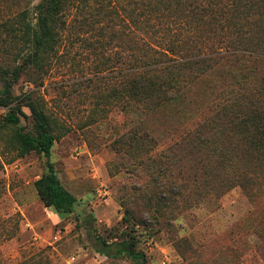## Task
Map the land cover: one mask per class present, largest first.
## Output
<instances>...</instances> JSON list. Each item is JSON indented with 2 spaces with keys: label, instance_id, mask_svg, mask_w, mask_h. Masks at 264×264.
<instances>
[{
  "label": "rangeland",
  "instance_id": "1",
  "mask_svg": "<svg viewBox=\"0 0 264 264\" xmlns=\"http://www.w3.org/2000/svg\"><path fill=\"white\" fill-rule=\"evenodd\" d=\"M38 2L0 0V24ZM80 24L73 10L41 85L35 87L23 76L14 89V96L34 92L44 99L48 115L63 128L50 161L79 207L68 218L46 208L34 184L47 171V158L35 152L18 157L6 142L10 132L0 130V264H137L98 253L83 223L86 215L93 216L89 228L104 240L121 242L128 234L135 238L146 264H264V189L253 199L238 189L225 194L228 189L218 187L219 176L209 169L215 159L190 143L229 91L259 88L264 61L251 62L257 76L239 82L236 75L250 66L244 68L236 57L224 59L190 87L187 117L166 110L139 118L123 112L111 97L120 87L121 69L130 70L129 64L120 66L122 58L128 61L132 55L130 44L101 34L100 26ZM7 36L0 30V67L6 64L1 53L9 48ZM3 87L0 82V95ZM7 111L0 107V121ZM21 120L31 128L30 119ZM139 120L157 139L149 158L115 149V140ZM170 187L176 188V201L157 207L155 194ZM133 196L141 202L136 204ZM127 211L133 214L130 223Z\"/></svg>",
  "mask_w": 264,
  "mask_h": 264
},
{
  "label": "trees",
  "instance_id": "2",
  "mask_svg": "<svg viewBox=\"0 0 264 264\" xmlns=\"http://www.w3.org/2000/svg\"><path fill=\"white\" fill-rule=\"evenodd\" d=\"M73 10L82 27L100 26L101 34L109 33L113 40L130 44V59L122 58L120 63L121 67L129 64L130 70L125 73L121 69L120 87L111 97H116L123 112L139 118L166 110L187 117L190 87L224 59L236 57L244 68L264 61V0H39L0 24L9 42V48L1 53L6 64L0 67L4 86L0 107L8 111L0 121V130L10 132L6 142L18 157L35 152L47 158V171L34 185L45 207L60 218L74 215L79 207V200L62 184L50 161L56 142L65 133L48 115L44 99L34 97V92L14 96V89L23 76L35 87L41 85L58 54ZM117 26L120 30L115 32ZM255 76L250 66L236 79L245 82ZM259 84L254 92L250 88V92L229 91L214 116L203 124L202 132L196 131L190 141L215 159L216 164L209 169L219 176L218 187L228 189L225 194L238 189L251 199L264 189V75ZM21 117L31 120L30 129L23 127ZM142 122L115 140L117 151L151 156L157 139L142 128ZM175 189L157 192L156 206L171 207L176 201ZM133 201L141 202L134 196ZM92 219L86 215L83 223L93 234L98 253L108 259L128 257L146 264L135 238L128 234L121 242L104 240L89 228ZM125 219L130 223L132 212L127 211Z\"/></svg>",
  "mask_w": 264,
  "mask_h": 264
}]
</instances>
